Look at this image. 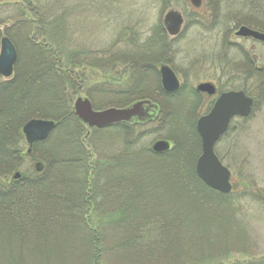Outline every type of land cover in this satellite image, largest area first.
<instances>
[{
  "label": "rangeland",
  "instance_id": "rangeland-1",
  "mask_svg": "<svg viewBox=\"0 0 264 264\" xmlns=\"http://www.w3.org/2000/svg\"><path fill=\"white\" fill-rule=\"evenodd\" d=\"M169 12L176 13L181 22V29L176 36H170L164 29V18ZM0 19V32L2 36L9 34L17 55L12 75L6 80L0 75V84L16 80L26 71L36 73L32 78L40 73L38 65L34 63L35 52H38L37 59L41 58L46 62H51L52 59L50 53L41 46H50L58 57L60 62L55 66L53 75L58 77V74L59 80L54 85L51 82L53 78L48 77L33 87L32 91L24 87L20 94L21 98L29 99L30 105H49L46 111L51 113L55 111L52 107L54 101L56 104L59 101L58 104L61 105L58 97H62L63 106L69 107L73 114V103L77 97H87L94 110L120 107L121 102L131 103L141 96L155 98L158 90L152 70L153 66L157 68L161 64L172 68L184 85V91L200 82L215 83L219 77L215 67L222 63L219 61L239 57L235 53L240 48L245 53L256 55L255 65L258 68L264 66V45L235 35L240 26L264 32V0H200L197 5L191 0H0ZM163 40L164 51L155 59L154 52L162 49L157 44ZM33 45L37 50L32 48ZM232 49L237 50L234 53ZM250 49L253 53H250ZM149 56H153L156 63H152V57ZM71 62L75 64L71 65ZM256 77V87L253 85L248 88L249 83L244 86L256 101L252 113L245 119L234 120L228 134L214 147L219 160L230 170L231 184L237 192L236 198H242L241 195L246 193L251 201L238 204L239 210L233 218L241 215L243 219L240 223L234 222L230 226L227 224L229 232L225 233L223 224L214 223L215 216L210 211L197 214L196 223H201L202 226L200 220L203 219L209 225L206 233L208 238L202 235L204 237L200 241L198 235L193 241L190 239L181 243V257L185 264H198L194 260L202 258L207 259L203 261L204 264H264V75ZM73 78L75 84L71 83ZM74 85L77 87H73ZM17 101L9 106L5 105L4 109L11 108L14 111ZM179 108L180 105L173 113L177 114L179 110L184 112L185 107ZM1 118L8 119L3 116ZM158 118L147 126L134 128L132 139L135 144L127 147L124 143L126 137L118 128L112 133L107 131L108 128L88 129L76 117L82 127V131H75L79 144L78 154L73 153V148L66 141L68 131L63 133L53 129L47 140L39 145L34 156L25 153L24 145V158L15 172L28 174L34 171L39 174L41 169L36 164L40 163L43 170L49 167L52 175L48 176L50 179L47 178V181L50 182L46 186L40 185L35 189V194L42 196L52 192L59 198L57 200L61 201L60 204L79 199L74 204L79 206L81 212L84 207L88 208L85 209V213L89 215L88 220H91L88 230L97 231V220L103 221L101 215H107L117 206L119 211L126 209V203H122L126 201L124 194L110 190L108 194L98 195L90 187L93 175L99 173L102 166L110 168L108 171L109 174L111 172L113 183H125L128 180L124 177L127 168H122L127 158L125 154L134 152L138 155L140 164L127 171H131L130 178L135 182L152 178V182H156L160 173L165 171V168L152 166L156 161L142 166L141 162H145L147 157L138 154V150L150 149L157 139L167 140L172 145L169 136L173 134L174 125L162 128ZM43 119H51V116ZM179 130H176L177 134ZM121 154L126 157H121ZM199 155L200 151L197 157ZM46 159H50L49 166L45 164ZM92 164L94 166L91 167ZM89 168L90 172H85L83 176L81 170L84 172ZM13 174V171L10 172L7 179ZM101 179L102 176L97 184L101 183ZM85 196L91 202V209L83 201L87 199ZM116 196L119 203L113 204ZM43 200L44 197L36 202L26 199V203L31 208L36 203L45 206ZM142 203L140 202L141 206ZM129 207L133 211V207ZM243 207L247 208L243 210ZM132 213L135 216L143 214L142 211H138V215ZM64 221H68V218L62 219L61 214H58L52 221L54 227L49 228L51 233L48 236L36 235V240L33 236L29 237L30 233L25 226L18 230L6 229L8 234L0 239V264H89L90 260L83 254L87 250L86 241L79 237L81 233L74 230L60 231ZM108 226L104 225L107 230ZM53 229L60 230L57 232ZM236 229L244 230L241 238ZM85 235L87 237L88 234ZM31 239L36 243H30ZM3 241L6 242L2 244ZM39 243L43 244L46 251H40ZM106 246L108 248L105 241ZM202 250L204 257L200 255ZM120 258V254H110L106 250L101 263L128 262ZM150 263L161 262L153 260ZM128 264L136 262L130 261Z\"/></svg>",
  "mask_w": 264,
  "mask_h": 264
},
{
  "label": "trees",
  "instance_id": "trees-1",
  "mask_svg": "<svg viewBox=\"0 0 264 264\" xmlns=\"http://www.w3.org/2000/svg\"><path fill=\"white\" fill-rule=\"evenodd\" d=\"M1 23L2 21L0 19V24ZM41 25L44 26L43 24ZM6 31L7 30H5V32ZM5 36L12 41L8 33L5 34ZM1 37L2 33L0 32V39ZM163 37L164 35H162V39ZM30 41L32 42L33 40ZM160 42L157 46L162 49L154 52L156 54L154 57L155 59L157 55L160 56L164 51L165 42L164 40L161 44ZM41 47L50 53L52 59L51 62H46L41 58L37 59L36 54H38V52H35L34 58L36 62L34 63L38 65L40 73L34 75L32 78V75L36 73L32 74L31 71H26L20 75V78H16V80L14 79L13 81H5L0 84V239L6 237L8 234L5 232L6 229L9 231L11 229H24L25 227H27L26 231L30 233L29 237L33 236L35 240L37 238L36 235L39 236L43 234L48 236L49 233H51L49 228L54 227V223H52L53 219L56 218L58 214H61L62 219L68 218V221H64L62 229L59 230L71 229V232L74 230L76 233H81L79 237L85 240L87 245V250L83 254L90 260L89 264H102L101 260L106 250L110 252V254H120L121 258L128 261L126 264L130 261L136 262V264H151L150 262L153 260H159V263L161 262L160 264H185L181 257V243L184 242V240L189 241L192 239L190 241H193L197 238L201 241L204 236L206 239L208 238L206 233L209 231V225L207 221L204 222L203 219L200 220L202 226H200L201 223L200 225L196 223V219L198 218L196 217L197 214L210 211L211 215L215 216L214 223L218 222L225 227L224 233L229 232L227 224L230 226L234 222L240 223L242 221L243 217L241 215L236 219L233 218V216L236 215L239 210L238 204L240 205L243 201H251V199L247 197L248 194L245 193L241 195L242 198H236L237 192L235 188L229 194H221L202 183L195 173V161L200 151V139L195 130V122L193 119L189 120L188 118L177 117L178 114L173 113L174 110L171 108L172 97L165 95L161 90L160 95L162 97L161 100L158 101L160 104V119L158 121L160 123L159 126H162V128L164 126L174 125V128H172L173 134L169 136L173 142L172 147L170 150L158 155H154L148 148H144L141 151L138 150L139 153H137L147 157L145 162H141L142 166L156 161L157 163L151 165L153 167L165 168V171L160 173V179L158 178L156 182H152V180H154L153 178L144 182H135L133 178H130L132 177L131 171H127L131 170L130 168L134 169V167H137L135 165L140 164V159L138 160V155L134 152L132 154H128V152L125 154L127 158L125 159L124 165H122V168H127L125 175L128 178L126 176L124 177L128 180L125 183H113L111 180V172L109 174L108 171L110 168L106 165L102 166L99 169V173L93 175L90 187L96 190L97 192H95L98 195L99 193L108 194L110 190L119 191L122 195L124 194L126 201L122 203H126L127 210L119 211L117 206L116 209L110 213L108 212L107 215H101L103 216V221L97 220V225L99 226L98 230L93 231L94 233L99 232L98 235L97 233L94 234L90 229L88 230L90 219L88 220L87 218L89 216L88 213H85V209L88 210V208L84 207L82 212L78 205H76L78 206L76 208L74 203L79 202V199H77L78 201L70 200L69 203L60 204L61 201L58 202L57 199L59 198L55 197L56 194L52 192L42 196L40 194H35V189L39 188L40 185L46 186V184L50 182L47 181L52 175L49 167L46 168V170L45 168L44 170L41 169L39 174H36L34 171L28 174L22 173L18 180L14 181L11 178L8 180L7 176L10 172L17 170V167L23 161L24 140L20 132V125L23 121L30 119V117L46 118L51 116V119L56 123L53 131H62L63 133L64 131H68V136L66 137L67 143L73 148L74 154H78L79 150L75 131H82L81 123L76 121V117L69 107L66 108V106H63L64 101L62 97L61 99L58 97V100H61L60 106L59 101H57L59 104H56V101L53 102L54 104L52 107L55 108L56 111H53V113L46 111L49 105H30L31 102L26 96V99L20 97L24 87H27L26 90L29 89L32 91L33 87L39 85L48 77L50 79L53 78L51 81L53 85L54 82L59 80L58 74H56L58 77L53 75L55 66L60 62L58 57L50 46ZM32 48L36 49L34 45ZM149 57H152L151 60H153V56ZM155 59L152 63H156ZM73 62H71V65L75 64ZM75 62H77V60ZM41 68L42 72L40 71ZM58 69L60 70V68ZM43 74L45 75L42 76ZM17 81L18 83H16ZM71 81L72 84H75L74 78ZM73 87L76 88L77 86L74 85ZM156 87H158V84ZM243 89L249 93V89ZM39 92L42 91L39 90ZM137 99H142V96L137 97ZM152 99L155 100L156 98ZM16 101L17 105L14 111L11 108L4 109L5 105L9 106ZM128 104H130V102H121L119 106L123 107ZM11 107H13V105ZM2 116L8 117V119L1 118ZM152 121L145 124L122 123L108 128L107 131L112 133L115 128H118L121 133L124 134L123 136L126 137L124 143L125 146L128 147L135 144V141L132 139L134 128H139V126L143 125L147 126ZM176 128L180 129L182 132L179 130V134H177ZM39 145L41 144H35L33 146V156ZM125 155L121 154L120 156L126 157ZM45 164L49 166L50 159H46ZM92 166L94 165L92 164L91 167ZM90 168L86 169L84 172L81 170V174L85 176L84 173L87 171L89 173L91 170ZM142 170L144 172V167H142ZM98 176H102L100 184H97L99 180ZM81 190H83V188H81ZM180 190L182 192H180ZM82 196H84V194H82ZM43 197L45 206L36 203L34 208H31V206H28L26 203V199L31 202H36L37 199H42ZM85 198H87V196H85ZM115 199L113 204L115 202V204H118V196H116ZM83 201H85V204L88 203L91 209L92 205L91 202H89L90 200L87 198ZM140 202H143L142 206ZM249 203L250 202H248V204ZM129 205L133 207V211H130ZM245 208L247 207H243L242 209L244 210ZM138 211H142L143 214L135 216L132 213L135 212L138 215ZM50 213L51 215H49ZM219 214L223 216L220 217ZM105 224L109 225V230L104 227ZM59 230L55 231L58 232ZM184 231L186 232L184 233ZM235 231L239 233L240 238L243 236V229H236ZM86 233L88 234L87 237L85 235ZM34 239L29 240V242L35 244L36 242H34ZM6 241H3L2 244ZM105 241L108 244V248L107 246L105 247ZM38 245H41V247H39L40 251H46L43 244L39 243ZM50 249L51 247L49 250ZM203 252L202 250L200 255H203ZM204 260L202 258V260L196 259L194 261L198 264H204Z\"/></svg>",
  "mask_w": 264,
  "mask_h": 264
},
{
  "label": "water",
  "instance_id": "water-1",
  "mask_svg": "<svg viewBox=\"0 0 264 264\" xmlns=\"http://www.w3.org/2000/svg\"><path fill=\"white\" fill-rule=\"evenodd\" d=\"M198 4L200 0H191ZM164 27L170 35L176 34L180 20L176 13L169 12L164 18ZM239 37H250L264 43V33L246 26H240L235 33ZM16 61V50L8 37H3L0 42V75L5 78L11 76ZM161 84L167 92L178 88V81L168 67L161 68ZM212 86L203 83L198 86L200 90H210ZM253 100L243 91H228L222 93L215 101L210 112L196 122V131L201 141V153L195 163V173L198 178L209 188L222 194L232 191L231 173L217 157L214 146L218 139L226 132L230 119L233 116L247 117L250 115ZM157 106L150 100L136 101L123 108L110 107L103 110H94L88 98L78 97L74 102L75 115L88 128H105L120 122H131L136 117L142 120L148 117V111ZM54 121L44 119H31L22 127V132L27 143L44 141L52 129ZM155 153L169 150V143L165 140L154 142L151 147ZM20 177L19 173L13 175L14 179Z\"/></svg>",
  "mask_w": 264,
  "mask_h": 264
},
{
  "label": "flooded vegetation",
  "instance_id": "flooded-vegetation-1",
  "mask_svg": "<svg viewBox=\"0 0 264 264\" xmlns=\"http://www.w3.org/2000/svg\"><path fill=\"white\" fill-rule=\"evenodd\" d=\"M180 29H181V22H180V26L178 27V30L176 31V34H174L172 36L178 35ZM240 38H243L245 40H251L254 43H260V44L264 45V43H262L261 41H257L255 39L250 38V37H240ZM236 50L237 49H235V50L232 49V51H234V53ZM237 51L239 54L238 53H235V54H237L239 57L233 56L232 58H228V59L223 58L219 61L222 63H220V65L218 64V66L215 67V69H217V72L219 74V77L215 83L211 82V81L200 82V83L196 84L195 87L186 88L185 91L183 89L184 85L180 83L179 78L177 77L176 73L172 70V68L170 66L165 65V64H161L157 68H155V66H153L152 71L156 76V82L158 84V87H156L158 90L157 91L158 96H155V98H156L155 100H153L152 98L151 99L150 98H142V99H137L135 101L150 100L154 104H156L157 108L149 110L148 111L149 116L142 119V120H138L137 118H134L133 121H131V122H121V123H117V125L122 124V123H126V124H133V123L143 124L144 123L145 124V123L150 122L152 120L154 121L156 119V117H159L158 118V120H159L160 119V104L158 101L161 100V97H162L160 95V90L165 95L172 97L171 98V101H172L171 102V108L173 110H175L176 107H178V105H180V107H182V105H183L182 108L185 107L184 112L177 113L178 114L177 117L188 118L189 120L193 119V121L195 122V130H196V122L198 121V119L201 118L202 116L208 114L210 112L211 108L213 107L216 99L222 93H225L228 91H243L247 96L251 97L253 100V104H252V108H251V112H250V114H251L255 105H256V101L243 88H245L244 86H246L248 83H249L248 88L253 87V85L256 87V82H257L256 76H258L259 74L264 75V66L258 68L255 65L257 62V57L255 54L245 53L242 48H240ZM243 52H244V54H242ZM250 53H253L252 49H250ZM241 54L243 57H241ZM162 67H168L173 72L174 76L176 77V79L178 81V88L175 91L167 92L163 89V86L161 84V79H162L161 68ZM131 75H132V79H133V73ZM203 83L210 84L212 86V88L210 90L198 89V86L200 84H203ZM135 101H132L131 103H133ZM178 102H180V103H178ZM32 118H35V117H32ZM32 118H30V119H32ZM236 119H243V118L240 116H233L230 119V122H229V125H228L226 132L218 139L217 142H219L220 139H222L224 136H226L228 134V132L230 131V127L232 126V122ZM113 126H115V125H110V128ZM196 133H197V131H196ZM48 137H49V135H48ZM43 142L44 141H35L34 143L30 144V147L33 148V146L35 144H41ZM170 149H171V146H170L169 150Z\"/></svg>",
  "mask_w": 264,
  "mask_h": 264
},
{
  "label": "bare ground",
  "instance_id": "bare-ground-1",
  "mask_svg": "<svg viewBox=\"0 0 264 264\" xmlns=\"http://www.w3.org/2000/svg\"><path fill=\"white\" fill-rule=\"evenodd\" d=\"M33 119H43V118H42V117H35V118H33ZM28 121H29V119H28L27 121H25L24 124L27 123ZM200 153H201V141H200ZM198 157H199V156H198ZM198 157H197V158H198ZM197 158H196V160H197ZM195 163H196V161H195ZM228 194H229V193H228Z\"/></svg>",
  "mask_w": 264,
  "mask_h": 264
}]
</instances>
